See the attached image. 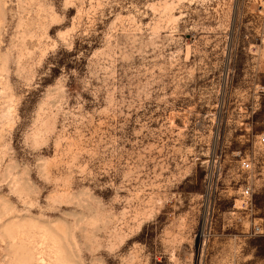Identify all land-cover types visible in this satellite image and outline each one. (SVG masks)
Here are the masks:
<instances>
[{
	"label": "rangeland",
	"instance_id": "1",
	"mask_svg": "<svg viewBox=\"0 0 264 264\" xmlns=\"http://www.w3.org/2000/svg\"><path fill=\"white\" fill-rule=\"evenodd\" d=\"M257 10L0 0V264H264Z\"/></svg>",
	"mask_w": 264,
	"mask_h": 264
},
{
	"label": "built area",
	"instance_id": "2",
	"mask_svg": "<svg viewBox=\"0 0 264 264\" xmlns=\"http://www.w3.org/2000/svg\"><path fill=\"white\" fill-rule=\"evenodd\" d=\"M257 4V17L254 24V34L256 42L252 45L258 55L264 56V0H256ZM258 142L264 146V131L258 135ZM242 168L246 171L252 169V164L249 160L242 161ZM253 189L252 186L247 183L243 187L241 192V205L245 209H248L253 205L252 201ZM253 233L258 236H264V218L260 219V223H255L253 227Z\"/></svg>",
	"mask_w": 264,
	"mask_h": 264
}]
</instances>
